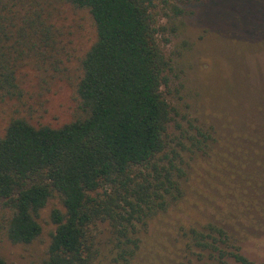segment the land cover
Instances as JSON below:
<instances>
[{"label":"rangeland","instance_id":"374dc122","mask_svg":"<svg viewBox=\"0 0 264 264\" xmlns=\"http://www.w3.org/2000/svg\"><path fill=\"white\" fill-rule=\"evenodd\" d=\"M39 2L51 42L32 49L15 34L5 41L3 61L13 66L16 89L0 90V136L14 117L57 127L81 115L75 85L80 59L95 40L91 17L62 0ZM156 3L164 27L158 40L170 66L162 86L172 108L166 151L181 169L171 172L182 194L137 224L135 255L117 262L182 264L188 230L210 221L233 236L243 255L264 264V0ZM54 207L63 210L57 197L40 209L41 232L30 243L8 239L0 209L6 264H40L47 257ZM89 234L93 264H116L107 223L92 224Z\"/></svg>","mask_w":264,"mask_h":264},{"label":"trees","instance_id":"16d2710c","mask_svg":"<svg viewBox=\"0 0 264 264\" xmlns=\"http://www.w3.org/2000/svg\"><path fill=\"white\" fill-rule=\"evenodd\" d=\"M62 1L87 9L95 30L75 85L81 115L57 127L23 117L8 122L0 136L5 233L14 243L32 242L41 232L40 209L57 197L63 210L51 209L55 229L40 264H93L89 228L98 221L110 228L119 264L139 247L137 224L182 194L171 172L181 169L166 151L172 108L162 92L170 68L158 40L164 27L157 22V0ZM39 6V0H0L5 93L16 89L13 66L3 61L5 41L15 34L32 49L51 42ZM187 247L182 264H258L210 221L188 230ZM0 264H6L1 256Z\"/></svg>","mask_w":264,"mask_h":264}]
</instances>
